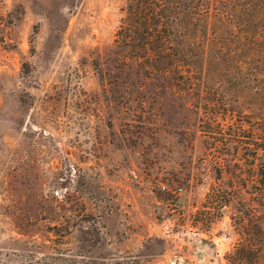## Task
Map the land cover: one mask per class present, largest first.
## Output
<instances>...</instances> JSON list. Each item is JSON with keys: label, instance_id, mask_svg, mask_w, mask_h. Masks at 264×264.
Returning a JSON list of instances; mask_svg holds the SVG:
<instances>
[{"label": "rangeland", "instance_id": "obj_1", "mask_svg": "<svg viewBox=\"0 0 264 264\" xmlns=\"http://www.w3.org/2000/svg\"><path fill=\"white\" fill-rule=\"evenodd\" d=\"M156 1L0 0V264H264L248 26Z\"/></svg>", "mask_w": 264, "mask_h": 264}, {"label": "trees", "instance_id": "obj_2", "mask_svg": "<svg viewBox=\"0 0 264 264\" xmlns=\"http://www.w3.org/2000/svg\"><path fill=\"white\" fill-rule=\"evenodd\" d=\"M174 4V3H173ZM154 5L157 7V1L155 0ZM177 5V3H175ZM209 7V6H207ZM159 9V8H158ZM157 8H153L152 14L157 18L155 26L158 27L159 25H170L168 20L169 13L162 12L159 13ZM165 9H167L165 7ZM234 12L231 14H226L225 10H220L217 8L215 11L217 14V20L226 19L227 17H231L232 20H235L236 23L242 26L243 24L247 25L248 28L246 31H249V35L247 36V47L252 50L250 58L252 60H256L258 64L257 68L261 71L264 69V0H236V3L233 7ZM204 11L209 12V8L204 9ZM175 13V12H174ZM179 14H176V16ZM166 17V19L164 18ZM246 17V18H244ZM242 24V25H241ZM126 29L131 30V26L129 24L125 26ZM237 34V33H236ZM239 37H235L233 42L238 39ZM166 41L159 42L156 47L162 48L163 44ZM243 49V46L241 45ZM258 52H262L263 54H258ZM242 54H240L241 56ZM185 56V52H184ZM185 59V58H184ZM246 59V57H245ZM241 247H236V250L240 249ZM238 259V260H237ZM234 264H244L241 260V257H238Z\"/></svg>", "mask_w": 264, "mask_h": 264}]
</instances>
